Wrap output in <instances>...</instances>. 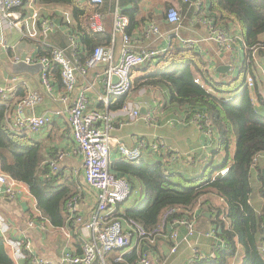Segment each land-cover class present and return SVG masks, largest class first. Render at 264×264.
Returning <instances> with one entry per match:
<instances>
[{"label": "trees", "instance_id": "obj_1", "mask_svg": "<svg viewBox=\"0 0 264 264\" xmlns=\"http://www.w3.org/2000/svg\"><path fill=\"white\" fill-rule=\"evenodd\" d=\"M33 1L42 6L59 5L71 10L73 27L79 35L78 54L74 56L78 63L84 64L95 48L110 45L112 0H105L101 7L92 6L88 0ZM184 2L183 13L192 14L190 3ZM181 5L179 3V7ZM146 6L148 11L144 12ZM171 6L167 0H119L122 13L129 18V35L140 31L147 23H156L161 28L162 25L154 21V12L160 10L161 20L165 21ZM206 10V16L213 19L216 27L226 29L234 25L241 29L246 47V62L239 75L243 76L242 83L238 86V76L237 79L236 76L215 79L198 53L183 50L172 37L170 46L155 62L131 71L129 93L123 97H110L107 109H122L128 96L141 89L156 90L158 94L164 91L166 103L176 112L184 111L186 119L200 116L198 124L204 131L211 130V159L220 156L222 161L215 167H211L208 161L204 164L206 168L202 176H194L179 162L181 159L171 153L159 154L151 163L142 158L136 162H114L111 172L127 179L131 194L140 189L142 199L135 207L119 215L115 213L113 217L120 223L135 221L150 231L158 228L170 211L167 226H171L174 220L187 219V214L200 200L203 202L205 195L212 194L222 199L225 205V209H217L215 221V233L221 242L214 245L213 256L198 258L193 264H228L236 256L238 246L243 254L241 264H264V179L260 176L258 161L254 165L259 155L264 157V114L256 108V105L264 107V85L254 63L256 53L264 50V41H260L264 34V0H207ZM95 12L103 17L104 34H94L87 27L88 18ZM47 42L51 46L65 45V42L58 44L53 38ZM48 44H36L38 56L49 57L52 47ZM50 72L57 81L60 79L57 65H51ZM247 76L253 78L252 87L246 85ZM238 87L240 93L231 95ZM14 95L23 98L25 89L18 87ZM10 106L0 103V171L27 187L40 213L38 221H47L56 230L66 227L73 230L68 203L77 195L75 182L51 171L50 157L41 143L29 135L10 132L7 126ZM224 170L226 173L221 176ZM253 171L257 172L260 181L256 189L262 200L259 212L251 202ZM72 234V239H77L78 235ZM143 249L125 254V264H136L139 256L147 254ZM0 264H13L11 253L1 237Z\"/></svg>", "mask_w": 264, "mask_h": 264}, {"label": "crops", "instance_id": "obj_2", "mask_svg": "<svg viewBox=\"0 0 264 264\" xmlns=\"http://www.w3.org/2000/svg\"><path fill=\"white\" fill-rule=\"evenodd\" d=\"M170 3L175 2L179 8L181 23L178 28L179 36L176 42H179L180 47L183 45L180 40H200L206 37V28L197 22L201 14H207L206 5L207 0H187L190 5L189 9L193 8L192 14H184L183 7L186 0H167ZM114 5V0H112ZM179 3L182 5L179 7ZM41 15L53 21L54 29L47 35L46 40L42 43L47 46V40L53 38L59 44L65 42L64 46L49 45L48 47H57L66 51L67 55L73 59L71 50L68 48V42L65 35V28L61 22V18L57 14L54 5L41 6ZM71 11V10H70ZM114 11V9H113ZM112 11V13H113ZM147 6L144 12H147ZM154 12V21L161 24L160 32L165 34L171 31L172 27L164 20H161V11ZM112 13L109 16V25L111 29ZM166 23V24H165ZM168 26V27H167ZM160 27V26H159ZM144 28V27H143ZM142 28V29H143ZM142 29L136 30L132 33V38L136 40L134 46L136 49L143 48H168L173 41L172 34H169V39H145L141 37ZM228 34L232 38V50L226 52L219 44L215 42H202L197 44L194 48H188L191 52L198 53L201 60L207 65V70L213 74L215 79L228 77H239L241 69L245 66V52L241 42V29L237 26L230 25L226 28ZM141 37V38H140ZM172 39V40H171ZM6 40L10 46H13V51L5 52L0 50V86L8 85L13 87V92L6 104L9 107L10 114L16 104L24 97L30 94H37L40 101L30 107H25L24 114L26 115H47L59 112L58 115L52 116L51 122L40 133L30 136L31 139L41 143L45 152L50 159L55 160L58 154H68L67 158H63L58 162V174H61L66 180L75 182L77 195L75 196V214L88 220L94 214L95 206L97 204L96 196L85 183L83 178V161L82 156L78 153L76 146L71 138V130L68 121L67 109L72 104L76 95L80 91H85L88 99L87 112L96 111L106 114L110 118L111 129L109 135L111 137V144L109 150V161L111 164L120 161L118 153L119 146H124L129 149L137 148L142 145L145 147L142 153V160L149 163L158 158L159 154H170L181 159V164L185 165L194 176H202L204 168L198 170L195 168L197 163L208 164L211 159L209 136L201 127L193 122V120L186 119L185 112H176V109L166 103L163 94L164 91L158 94L156 90L141 89L136 93H131L128 96L127 104H131L139 110L140 117L131 119L128 115L122 112V109L116 111H109L108 100L104 102V85L103 73L104 66L100 65L95 69L89 70L84 77L77 76V84L75 89L70 93L68 103H63L56 99V91L62 90V83L59 79H55L50 72L52 80V91L47 92L40 80L41 67L39 64H26L25 58L27 56L37 57L36 44L28 40L22 39L19 31L7 32ZM260 41H264V34L261 35ZM121 48V39L119 36L115 38L114 53L119 56ZM78 54V53H77ZM76 53L74 56L76 57ZM18 56L20 62L18 64L12 63V58ZM255 68L260 80L259 67L264 68V50L257 52L254 56ZM220 67H228L225 73L217 72ZM12 78H17L13 81ZM243 78L240 76L239 80ZM236 83L235 85H237ZM239 85V84H238ZM18 87L25 89V96L23 98H16L14 95ZM264 90V89H263ZM257 110L264 114V107L256 105ZM9 114V115H10ZM103 126V125H101ZM208 139V140H207ZM153 144L159 145V153L150 150ZM222 161V157H221ZM205 166V165H204ZM258 167L261 171L264 169V157L261 155L258 159ZM208 174V172H206ZM252 182L257 184L259 188L260 181L257 172L253 171ZM262 178V177H261ZM134 195V196H133ZM132 196V200L130 201ZM131 196L125 205H118L115 208V213L122 214L128 209L138 205L142 199L140 189L132 192ZM206 198V199H205ZM260 198V196H259ZM203 202L197 204L189 215L188 219H193L195 224L194 232L189 235L186 227L177 226L174 231L177 232V242L172 244L167 238L173 229L166 227L165 236L157 238L152 246L144 242H138L134 238L130 247L123 250H118L109 254L106 258L107 264H125L123 256L133 250L139 251L142 247L147 256L151 259L152 264H193L198 258H207L213 256L214 245L218 244L216 236L211 237L207 234L216 231V217L217 209H225V205L221 200L212 195H205ZM262 208V200L255 210L259 212ZM69 220L73 218V213L69 211ZM114 213V214H115ZM0 217L5 220L9 227V238L17 240L19 238L27 237L32 245L33 250L39 258L48 260L51 263H57L62 251L64 249H72L75 252H80L79 233L77 239H72V232L75 233V224L71 222V228H64L63 230H56L51 227L47 221H38L40 213L36 208V201L28 192L27 187L23 183L17 184V194L15 199L0 198ZM68 222V220H67ZM32 226H29V224ZM124 223V222H123ZM122 223V224H123ZM81 230V228H80ZM60 231V232H59ZM62 234V235H61ZM77 241V242H74ZM76 243V246H74ZM175 246V252L171 253V248ZM122 257V261L117 259ZM242 251L238 246L236 256L229 261L228 264H241ZM96 262L94 264H98ZM23 264V263H21Z\"/></svg>", "mask_w": 264, "mask_h": 264}, {"label": "built area", "instance_id": "obj_3", "mask_svg": "<svg viewBox=\"0 0 264 264\" xmlns=\"http://www.w3.org/2000/svg\"><path fill=\"white\" fill-rule=\"evenodd\" d=\"M104 1L88 0L94 7H101ZM41 6L33 0H0V50L5 52L14 50L13 46L7 43V32L19 31L22 39L28 40L33 44L43 43L46 40L47 35L53 31L54 24L52 20L41 15ZM55 8L65 28L68 48L71 50L73 59L67 55L65 50L52 47L49 57L27 56L24 61L26 64L40 65L41 84L47 92L52 91L51 65L58 66L62 90L56 91L55 94L56 99L63 103H68L69 95L76 87L77 76L84 77L89 70L95 69L102 64H104V102H107L110 97L125 96L130 91L131 71L136 67L155 62L166 51V48L136 49L134 46L136 40L127 33L129 18L122 13L119 7V0H114L110 45L95 48L86 62L80 64L74 59V54L79 49V35L74 30L71 11L68 7L59 5L55 6ZM165 21L172 27L171 31L163 34L156 23H147L141 31V37L145 39H169V34H172V37L177 38L179 36L178 28L181 23L179 10L173 7L170 8L166 14ZM197 22L206 28L207 35L200 40H180L184 49L194 48L202 42H215L226 52L232 50V38L226 29L216 27L213 19L205 14H201L200 18H197ZM87 27L94 34H104L106 31L103 25V17L98 12L88 18ZM117 36L121 39L118 57L114 53L115 38ZM241 42L246 49L243 38ZM19 62L20 58L18 56L12 58L13 64H18ZM259 71L260 80L264 85V68L259 67ZM113 78L117 79L116 83L113 82ZM12 79L17 81V78ZM195 82H198V80ZM246 85L252 87L253 78L251 76L246 77ZM13 90V87L8 85L0 86L1 104L8 102ZM39 101L37 94H30L16 104L9 115L7 123L12 134H26L29 136L38 134L48 126L52 116L59 114V112L40 116L24 114L25 107L33 106ZM87 104L88 99L85 91H80L67 109L71 138L78 153L82 156L83 178L86 185L94 191L97 200L96 212L88 220L75 214V198L68 203V209L73 213V218L70 220L75 224V233L77 235L79 233L80 252L64 249L57 263L41 259L33 250V245L27 237L17 240L9 238L8 224L0 217V237L3 238L11 253L13 264L24 262L26 264H94L96 262H99L98 264H107L106 258L109 254L130 247L134 238L138 242H144L152 246L158 237L165 236L166 227H169L166 220L172 211L162 218L158 228L150 231H146L140 224L131 220L124 222L122 225L113 217L115 208L127 201L131 196V186L127 179L117 177L111 172L109 150L112 139L109 135L111 129L109 116L96 111L87 112ZM122 112L132 120L140 117L139 110L131 104L125 105L122 108ZM198 119H200L199 115L192 120L198 124ZM210 131V129L205 130L206 135L209 137L211 136ZM144 149L145 147L142 145L134 149L119 146L118 153L121 160L136 162L141 159ZM159 149L160 147L157 144H153L150 147L153 152H157ZM68 156V154H58L55 160L50 161L49 167L51 171L53 173L58 172L59 160ZM259 156L254 160V165L257 163ZM225 173L226 170L222 171L221 176H224ZM18 183L9 175L0 171V198L15 199ZM220 200L223 202L222 199ZM223 220L227 223L225 219ZM29 226H32V224L30 223ZM177 226L186 227L188 234L192 235L195 224L193 219L188 218L174 220L170 226L173 230L169 234L167 233L168 240L174 245L177 242V232L174 231V228ZM215 232L207 235L214 237L216 236ZM218 242L221 241L218 240ZM175 250V246H173L171 253H174ZM117 260L121 262L122 257ZM136 264H152V262L146 254H143L139 256Z\"/></svg>", "mask_w": 264, "mask_h": 264}, {"label": "rangeland", "instance_id": "obj_4", "mask_svg": "<svg viewBox=\"0 0 264 264\" xmlns=\"http://www.w3.org/2000/svg\"><path fill=\"white\" fill-rule=\"evenodd\" d=\"M171 4H172L171 8L173 7V8H177L179 10V8H178V6L176 5L175 2H171ZM241 83H242V78L239 80V85ZM239 93H240V89L238 87L237 89L232 90L231 95L235 96V95H237ZM209 162H211L210 163L211 167L218 166L221 163V157L220 156H216L213 159H209ZM195 168L198 169V170H201V168H206V167L203 164L197 163ZM252 185H253L254 191H253V193L251 195V202H252V204L254 205V208H255V207L258 206V204L260 202V198H259L258 194L256 193L257 184L252 182ZM131 200H132V196H131L130 201ZM123 205H125V203H123L122 206ZM188 262H189V260L185 264H187Z\"/></svg>", "mask_w": 264, "mask_h": 264}, {"label": "water", "instance_id": "obj_5", "mask_svg": "<svg viewBox=\"0 0 264 264\" xmlns=\"http://www.w3.org/2000/svg\"><path fill=\"white\" fill-rule=\"evenodd\" d=\"M104 66V64H102ZM229 68L228 67H220L217 69V72L219 73H225ZM113 82L116 83L117 79L113 78ZM261 177L264 179V169L261 171ZM218 245H220V242H218Z\"/></svg>", "mask_w": 264, "mask_h": 264}]
</instances>
